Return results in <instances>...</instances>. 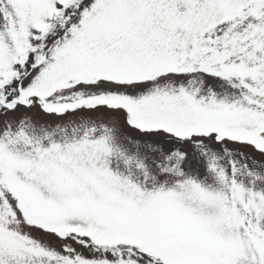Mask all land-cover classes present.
I'll return each mask as SVG.
<instances>
[{
	"label": "snow or ice",
	"instance_id": "6c2138e0",
	"mask_svg": "<svg viewBox=\"0 0 264 264\" xmlns=\"http://www.w3.org/2000/svg\"><path fill=\"white\" fill-rule=\"evenodd\" d=\"M0 264H264V0H0Z\"/></svg>",
	"mask_w": 264,
	"mask_h": 264
}]
</instances>
